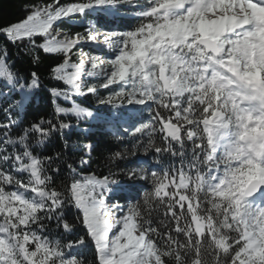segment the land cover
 Returning <instances> with one entry per match:
<instances>
[{
	"label": "snow or ice",
	"instance_id": "1",
	"mask_svg": "<svg viewBox=\"0 0 264 264\" xmlns=\"http://www.w3.org/2000/svg\"><path fill=\"white\" fill-rule=\"evenodd\" d=\"M21 8L0 25L30 64L0 47V264H264V0ZM44 58L52 111L26 122ZM71 118L115 142L103 171Z\"/></svg>",
	"mask_w": 264,
	"mask_h": 264
},
{
	"label": "trees",
	"instance_id": "2",
	"mask_svg": "<svg viewBox=\"0 0 264 264\" xmlns=\"http://www.w3.org/2000/svg\"><path fill=\"white\" fill-rule=\"evenodd\" d=\"M26 2H30V0H0V25L23 18L25 16V12L22 10L21 6ZM5 44H7V41L3 36H0V47ZM7 47L12 58L18 57L16 67L19 68L21 72L30 68L28 56H25L22 52L18 53L17 48L11 44H7ZM49 62L48 58H44L43 64L39 69L42 76V89L37 91L35 98L32 100L31 105L27 108L26 112H22L20 114V119L26 122L39 120L41 117L48 119L49 113L52 111V98L47 91L49 87L53 86V83L47 78V65ZM58 102L61 103L62 106H70V104L63 101L62 98ZM77 103L82 104V106H87L90 103H94V101H92L91 98L85 99L81 97L77 99ZM2 119L3 113H0V120ZM71 122L74 127L70 130H66L67 135L73 142L79 144L80 146L91 142L93 144V151L91 152V168L95 169L97 172L103 171L104 157L106 156L108 150H114L116 146L115 142L112 140L110 135H105L97 129H92L88 132L82 131L87 127L84 123H80L79 127H75L77 123L75 118H71ZM61 142L60 134H54L52 143L48 145L46 152L51 154L58 149ZM77 155H79V153H77ZM85 158L87 159V156H85Z\"/></svg>",
	"mask_w": 264,
	"mask_h": 264
}]
</instances>
